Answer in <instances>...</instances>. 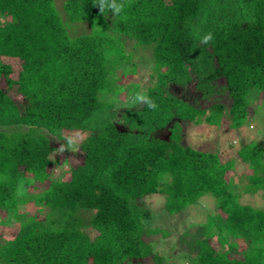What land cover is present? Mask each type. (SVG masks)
I'll return each instance as SVG.
<instances>
[{"label":"trees","instance_id":"obj_1","mask_svg":"<svg viewBox=\"0 0 264 264\" xmlns=\"http://www.w3.org/2000/svg\"><path fill=\"white\" fill-rule=\"evenodd\" d=\"M117 3L119 15L100 13L93 0H65L61 10L54 0H0V224H19L0 238V264H174L145 239L158 232L146 228L152 214L140 200L154 194L168 216L214 198L224 227L210 218L209 229L181 233L192 264H264V208L239 201L264 199V147L241 145L239 157L255 170L235 192L233 160L181 142L184 123L240 129L251 115L249 96L264 92V0ZM79 25L88 31L75 33ZM1 58L17 62L15 78ZM145 67L144 93L157 107L119 112L108 100L117 77ZM173 86L197 100L170 94ZM63 132L87 133L76 148L81 161L50 179ZM28 205L39 211L22 219L19 206ZM216 233L246 247L217 251Z\"/></svg>","mask_w":264,"mask_h":264},{"label":"rangeland","instance_id":"obj_2","mask_svg":"<svg viewBox=\"0 0 264 264\" xmlns=\"http://www.w3.org/2000/svg\"><path fill=\"white\" fill-rule=\"evenodd\" d=\"M64 1L65 0H54L58 10H61V5ZM85 31H88L86 25H79L77 28H74L75 33ZM1 61L10 63L13 69H15V72L11 75L15 78L18 69L17 62L7 58H1ZM149 73L150 70H148V67H145V70H137L134 74L127 68L124 73L117 77V85L113 89L116 94L109 97L108 100L115 103L119 112L124 106L130 104L138 106L140 104L133 103L134 96L140 92L144 93L147 80L146 77ZM169 93L179 96L182 95L190 102H194V100L198 98L197 95L191 94L186 90L183 91L174 86L169 89ZM249 102L251 115L246 119L245 125L240 129L229 128L226 122L220 123L218 119H210L214 124L204 122L195 125L189 122L182 125L184 132L181 142L183 145L191 146L201 151L218 153L223 162L233 160V167L231 171L227 172V176L233 180L232 189L235 192L238 190L237 183L245 182L244 176L253 172L254 169L239 157L238 152L241 145L249 141H255L261 149L264 147V92L258 96L257 94L250 95ZM203 105H207L206 101H203ZM86 135L87 133L85 132L62 133L60 140L56 142L57 149L51 154V157L55 160V164L49 169L50 179H56L58 177L66 178L68 175V168L81 161L80 155L76 153V148ZM167 135L168 132L163 130L157 133L156 136L166 138ZM69 137L78 140L75 150L70 148L67 144V139ZM258 152L260 153L261 150H258ZM261 159L262 157H260V160ZM34 191L37 190L35 189ZM23 192H25V187L21 182L18 186V193L22 194ZM261 194L262 192H258L254 195L241 194L239 196V201L244 204L264 208V199ZM214 202V198L206 195L199 199L197 204L186 208L182 213L176 216H168L163 209L162 195L154 194L141 199L140 203L149 208L152 214L151 218L145 221L146 228H151L158 232L156 235L149 238L146 237L145 239L151 243L153 251L164 254L167 258L172 259L174 264H192L193 257L189 254L188 247L182 246L179 243L181 233L185 230L192 232L201 226L209 229L208 220L210 218H213L216 226L223 228L225 222L222 220V215L215 211ZM38 209L39 208L34 205L19 206V210L22 212L20 217L22 218L23 216L25 217V215L38 212ZM2 216H4V214ZM18 225V223L12 222L0 224V238L13 235ZM213 228L214 227L211 228L212 231H214ZM162 231L165 233L163 234ZM209 238L211 244L217 251L231 253L232 250L230 246H233L237 252H241V250L246 247V243L242 238L233 235H229L226 239H223L222 236L216 233L210 235ZM177 256H181V259L179 260ZM235 257L238 258V254L235 255Z\"/></svg>","mask_w":264,"mask_h":264},{"label":"clouds","instance_id":"obj_3","mask_svg":"<svg viewBox=\"0 0 264 264\" xmlns=\"http://www.w3.org/2000/svg\"><path fill=\"white\" fill-rule=\"evenodd\" d=\"M93 3L99 5L100 13H103L106 9H109L113 12L114 15H119L125 7L123 3H117V0H93ZM212 39V33L209 32L201 38V43L207 45L210 41H212ZM133 103H144L149 109H155L157 107L155 102L143 92L135 94ZM67 144L70 148H73V150H75L78 144V140L76 138L69 137L67 139Z\"/></svg>","mask_w":264,"mask_h":264}]
</instances>
